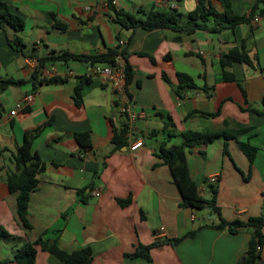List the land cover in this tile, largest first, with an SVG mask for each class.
I'll use <instances>...</instances> for the list:
<instances>
[{"label":"crops","instance_id":"crops-1","mask_svg":"<svg viewBox=\"0 0 264 264\" xmlns=\"http://www.w3.org/2000/svg\"><path fill=\"white\" fill-rule=\"evenodd\" d=\"M5 1L25 27L16 31L8 24L0 26V224L16 237L0 236V264H17L16 249L40 235L67 251L90 248L92 264H238L247 251L252 227L231 233L227 226L215 227L219 218L211 208L180 206L181 191L159 156V146L181 143L182 133L189 129L237 134V139L220 136L186 148L192 181L200 194L210 198L208 178L216 177L211 184L218 189L217 205L228 221L264 216V115L253 111L262 110L264 98V0H231V11L247 16L258 2L253 16L260 20L254 22L252 17L232 27L226 22L219 32L160 27H139L133 32L126 45L131 65L127 83L131 97L144 110L133 128L143 145L134 151L130 149L134 138L127 137L119 148L112 142L114 129H121L127 119L113 88L93 74L94 65L78 60L48 63L37 78L58 79L36 86L30 81L38 67L36 56L64 50L85 54L118 50V41L127 38L130 30L114 22L106 0ZM209 1L220 18L226 9L223 0ZM197 3L114 0L117 9L130 12L173 8L182 23L188 22V12ZM88 5L93 10H87ZM52 13L65 29L56 27ZM214 21L212 16L210 22ZM16 35L25 44L23 50L8 41ZM243 45L254 66L235 62L228 70L236 81L223 80L221 55ZM179 72L194 83L183 85L180 93L176 91ZM87 76L90 81L82 84V101L77 104L75 86ZM7 78L28 82L2 88ZM30 92L33 101L11 115ZM38 126L44 128L33 149L46 168L31 193V228H25L17 215V194L10 192L6 179L16 171L15 155L25 132ZM241 126L248 127L242 130ZM81 131L90 134L89 148L75 136ZM239 141L258 148L252 164ZM119 199L130 202L121 205ZM192 230H197L195 236L172 241ZM158 241L149 250L150 259L133 255L140 245ZM260 262L264 264V243ZM35 264L65 263L38 246Z\"/></svg>","mask_w":264,"mask_h":264},{"label":"trees","instance_id":"trees-1","mask_svg":"<svg viewBox=\"0 0 264 264\" xmlns=\"http://www.w3.org/2000/svg\"><path fill=\"white\" fill-rule=\"evenodd\" d=\"M261 0H258V2ZM226 6L225 11L219 18L217 11L212 6L209 0H198L196 7L188 12V22L182 23L180 21L181 14L175 9L162 10L156 9L154 7L149 10L138 9L137 12L125 11L122 9H117L114 6L113 0H107L108 7L113 12V20L121 28L130 30L129 36L126 38L128 41L131 39L133 32L141 27L144 29L153 28H171L177 31H187L193 32L198 29L208 30L211 32H219L224 27H226V22L229 26H234L238 23L249 21L254 17V12L257 9V4H255L247 15H237L231 11V0H223ZM55 19L56 27L60 29H65L66 25L60 22L54 13H52ZM214 16L215 21L210 22V18ZM4 24H8L14 30L20 31L25 27L24 20L13 13L7 2L5 0H0V26L3 27ZM121 36L118 35V39ZM9 43L20 50H23L25 44L22 39L16 35L11 39H8ZM119 51L116 48L108 49L106 52L95 53V54H85V53H74L64 50L57 54L36 56L38 59V67L32 74L30 81L34 86L40 83L54 81L58 79L57 77L41 78L38 79L37 76L40 74L41 70L48 63L56 62H66L69 60H78L81 62H88L91 65L98 63L101 64H114L115 58ZM122 53L126 60L127 69V81L131 79V65L126 58V47L122 50ZM139 54H145L139 52ZM150 59L155 62L152 55L147 54ZM240 62L245 63L250 66H254V63L248 53V50L243 45L240 47H232L228 52L221 55L220 65L222 67V79L225 81H236L233 72L228 70V67L232 66L233 63ZM264 72V69H263ZM178 77L180 79V85L177 87L176 91L180 93V89L183 85H188L193 87L194 83L189 75L179 72ZM164 80L171 85V80L169 76L163 72ZM90 81V76L83 77L81 81L75 86L74 90V101L80 104L82 101L81 87L84 82ZM28 81L22 79L7 78L1 82V87L6 88L9 85H21ZM262 110H253L258 114L264 115V98L262 99ZM248 127V126H247ZM247 127L241 126V129H247ZM43 126H38L34 129L27 130L25 132V137L23 143L18 147L17 153L15 155L16 161V171L10 172L7 176L6 183L10 192H15L16 202H17V215L21 224L25 228H31V223L28 218L29 214V201L31 193L34 191L38 184V174L43 172L46 168V163L39 157V155L33 149L34 140L43 131ZM127 123L123 125L121 129H114V134L112 137V142L115 148L127 143ZM76 138L85 148L91 146L90 134L88 131H81L75 133ZM183 140L179 144H173L167 146V142L161 143L159 146V156L163 159V163L169 165L171 168L174 179L176 180L178 187L182 194V200L180 206L182 207H192L197 209H202L210 207L213 212H215L219 218L218 224L215 225L216 228L228 227L231 233H237L239 228L243 226H251L252 233L249 240V245L245 255L241 258L238 264H262L261 260V249L257 247L262 246L264 243V216H251L248 219L236 218L232 221L224 219L221 215L220 207L217 205V193L218 189L215 185H210L212 196L210 198H205L196 189L192 177L190 174V169L186 158V148L195 143L206 144L211 142L217 137L224 136L228 138H236L237 134L226 132L224 130H209V131H195L186 130L182 133ZM239 146L243 152L248 157L250 164L254 162L258 148L252 145L249 141H239ZM130 199H119L121 205L128 204ZM197 233V230L189 231L181 237L172 239L174 243L182 241L186 237H193ZM0 236L4 238L15 239V235H12L8 230L0 224ZM161 241L154 242L149 245H140L137 250L133 253L134 256H142L150 259L149 250L151 247L160 244ZM41 246L42 249L47 250L59 259H61L65 264H92V252L90 248H83L80 250L67 251L59 246L57 242L50 243L47 239L40 235L35 241H26L22 243L14 253V260L17 264H35L37 256V247Z\"/></svg>","mask_w":264,"mask_h":264},{"label":"built area","instance_id":"built-area-1","mask_svg":"<svg viewBox=\"0 0 264 264\" xmlns=\"http://www.w3.org/2000/svg\"><path fill=\"white\" fill-rule=\"evenodd\" d=\"M159 4H167L168 0H157ZM114 3V0H113ZM104 5L108 6L107 0L104 2ZM87 10H93V6H86ZM260 20V16H254L253 21L258 22ZM128 40L126 38H122L118 41V51L115 58L114 64H95L93 66V74L99 77L104 83L110 85L114 90V95L116 99V103L119 107L120 112L125 115L127 119L128 132L127 137L134 138L133 142L130 144V149L132 151L137 150L143 145V139L141 137H135L133 135L134 123L144 115V110L138 107L135 100L131 97L128 90L127 83V69H126V60L122 53V50L126 47ZM34 99V93H27L23 100L19 101L14 109L11 110V115H15L19 110H21L25 105L31 103ZM216 181L215 176H210L208 178L209 183H213ZM96 196L100 195V192L96 190L94 192ZM262 246H258V249H261Z\"/></svg>","mask_w":264,"mask_h":264},{"label":"water","instance_id":"water-1","mask_svg":"<svg viewBox=\"0 0 264 264\" xmlns=\"http://www.w3.org/2000/svg\"><path fill=\"white\" fill-rule=\"evenodd\" d=\"M209 208H210V207H209ZM212 216H213V217H215V215H214V214H212Z\"/></svg>","mask_w":264,"mask_h":264}]
</instances>
